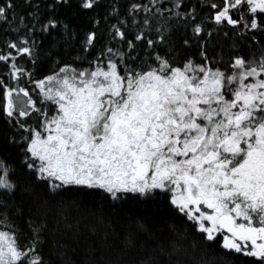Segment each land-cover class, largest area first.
<instances>
[{
  "label": "snow or ice",
  "instance_id": "1",
  "mask_svg": "<svg viewBox=\"0 0 264 264\" xmlns=\"http://www.w3.org/2000/svg\"><path fill=\"white\" fill-rule=\"evenodd\" d=\"M168 2L170 8L161 0H149L152 7L134 0H0L3 30L16 34L0 54L10 61L0 73V264H216L210 244L232 257L228 264H264V52L214 62L207 54L212 22L232 26L233 35L242 26L264 48V0ZM78 17L83 23L73 22ZM181 18L186 38L168 46L171 21ZM153 29L157 39L150 38ZM206 30L201 62L178 51L199 43ZM37 36L47 42L53 67L33 79ZM145 39V57L110 46L120 41L135 51ZM70 51L77 55L65 62ZM97 194L110 198L111 212H124L126 227L87 241L80 257L76 232L57 224L49 235L47 224L29 219V236L9 222L12 212L23 214L26 198L48 205L55 197L63 207ZM128 194L141 212L123 209ZM176 214L188 227L170 223L167 237L148 223ZM49 242L45 259L42 245Z\"/></svg>",
  "mask_w": 264,
  "mask_h": 264
},
{
  "label": "trees",
  "instance_id": "2",
  "mask_svg": "<svg viewBox=\"0 0 264 264\" xmlns=\"http://www.w3.org/2000/svg\"><path fill=\"white\" fill-rule=\"evenodd\" d=\"M19 3L20 0H17ZM112 2L117 3L118 5H126L129 0H112ZM136 3H140L142 5H148L149 7H152L150 5L149 0H134ZM188 2V6L191 7L193 4L199 6L201 4L207 3V0H186ZM161 3L164 8H170L171 3L168 2V0H161ZM155 9L153 8V11ZM184 9H182L183 11ZM175 11V9H173ZM208 9L205 7L203 9L202 15H207ZM165 16L168 15L167 12L164 13ZM145 16V13L141 11L139 13V18L142 20ZM84 18L78 17L73 20L74 23H83ZM110 23H116V20L113 19L110 21ZM175 27L172 29L171 35L168 37V46H174V45H181L182 44V37H184L185 34V28H184V19L181 18L180 22L177 23L175 19L171 21ZM107 24L102 21L100 27L101 29H106ZM7 27L6 24L0 22V54H6L7 48L4 43V41L11 37L16 38V34L14 32L8 31L5 32L3 29ZM209 28L212 30V36L207 39V54L210 61H228L230 57H233L235 55H244L246 57H253L259 58L261 52H264V48L261 47V44L258 42L251 41L250 36L247 34L241 28H237L234 31L236 33H239L240 35H233L232 34V26L227 27H221L217 28L214 24V22L209 23ZM229 32L228 36H225L224 33ZM188 35H191L190 29L188 30ZM243 36V39L240 38V36ZM207 36V30L202 35L200 42L193 41L191 47L189 48H178V51L182 54H185L187 56H190L194 58L197 62H201V56H200V50L201 47L204 46V37ZM132 37L130 36L129 39ZM150 38L157 39L155 35V30L153 29V33L151 34ZM186 38V37H184ZM36 39L41 42V48L39 51V57L36 60V64L38 67V71L34 75L33 79L40 78L41 74L47 75L52 70V61L46 57L47 53V42L43 41L40 36H37ZM110 39L107 34H105L104 37V45H107L108 40ZM136 50L132 51L127 45V43H123L120 41L114 42L111 44V47H119L122 52L125 53H131L132 56H136L139 54L140 57H145V48H147V42L146 39L143 41H136ZM238 46V50L234 48L233 46ZM101 47L100 44L97 45V48ZM62 50L58 49V51ZM161 52V55L164 54V51H166V47H163L162 49H159ZM149 52H151V49H148ZM76 51H70L68 55L64 56L65 62H71L72 57L76 56ZM81 57H85V53L80 54ZM96 55V52H92L91 57H87L88 59L94 58ZM154 55V53H153ZM182 58V57H180ZM19 60V58H18ZM27 56L24 57L23 60H19V63L21 65L25 64V61H27ZM10 63L0 61V73H5L6 75V69L5 64ZM79 63V62H78ZM139 63V61H137ZM223 66V65H221ZM28 68H32V64L29 62L27 64ZM25 80H27V75L24 77ZM29 88L32 87V85H28ZM38 91V90H37ZM33 97H36V93H32ZM5 127V122L2 116H0V129H3ZM38 189L42 188L41 185H37ZM102 191V190H101ZM129 199L126 203L123 204V209L126 211L131 212L133 215L141 212V206L134 202L133 199H131L132 196L135 194H128ZM48 199L51 201L48 205H44L42 203H34L31 201H28L26 198V203L24 204L23 208V214L17 216L15 212H12L10 214V221L12 223H15L19 225V228L22 230V234L25 235H31L28 229V221L29 219L33 220L37 224H47L48 226V233L50 235L52 229L54 227L59 226L61 231L69 233V235L73 232H76L81 237V246L77 249L75 256L80 257L83 254L84 245L89 240H98L100 239L105 231L108 233L112 232V229L115 228L119 231H123L126 227V221L127 218L124 214V212L120 213H113L110 211L111 204L109 203L110 198H107L105 200H101L99 198V195L95 196H88L83 197L82 202L76 205H69L65 204L63 207L57 202L58 198L55 197H48ZM103 204V208L101 209L99 206L100 204ZM150 206V204H149ZM144 215H147L146 213H143ZM68 217V224H71V228L65 227V221L63 219L64 216ZM101 215L104 216V219L101 220ZM2 219V217H0ZM175 222L178 227L183 230L184 228L188 227V224L185 222V218H183L180 214H176L175 216H168L166 218H159L155 222L151 219L148 220V223L151 227H153L154 230L162 231V235L167 237L169 233L167 232L166 228L167 225L170 223ZM95 228L96 232L93 233L92 229ZM191 231V230H190ZM24 241H22L23 243ZM44 248V254L45 259H47V250L50 246L49 244L42 245ZM208 257L209 259H214L216 261V264H228V262L232 259L226 251H220L217 248L216 244H210L208 248Z\"/></svg>",
  "mask_w": 264,
  "mask_h": 264
},
{
  "label": "rangeland",
  "instance_id": "3",
  "mask_svg": "<svg viewBox=\"0 0 264 264\" xmlns=\"http://www.w3.org/2000/svg\"><path fill=\"white\" fill-rule=\"evenodd\" d=\"M31 123V121H29Z\"/></svg>",
  "mask_w": 264,
  "mask_h": 264
}]
</instances>
